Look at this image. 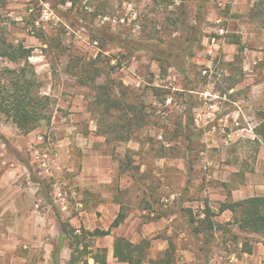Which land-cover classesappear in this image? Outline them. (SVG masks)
I'll use <instances>...</instances> for the list:
<instances>
[{
  "label": "rangeland",
  "instance_id": "1",
  "mask_svg": "<svg viewBox=\"0 0 264 264\" xmlns=\"http://www.w3.org/2000/svg\"><path fill=\"white\" fill-rule=\"evenodd\" d=\"M3 43L30 49L51 118L0 112V264L85 263L120 210L141 264H237L256 238L221 207L264 193V0H0ZM22 67L0 57V92Z\"/></svg>",
  "mask_w": 264,
  "mask_h": 264
},
{
  "label": "trees",
  "instance_id": "2",
  "mask_svg": "<svg viewBox=\"0 0 264 264\" xmlns=\"http://www.w3.org/2000/svg\"><path fill=\"white\" fill-rule=\"evenodd\" d=\"M235 44H238V42H235ZM30 52V49H25L22 46H10L4 43L0 46V57H6L13 62H23V67L19 70L21 77H18L15 81H11L10 86H8L9 88L0 92V112L10 118L16 127L25 134L36 129L41 121H48L51 118V110L49 109L51 99L48 96L40 94L39 84L35 77H25V67L30 57ZM168 56L171 55L168 54ZM172 65L174 64L172 63ZM78 68L80 81L83 84H88L94 91L93 106L95 108L103 107L102 114H106L108 117L111 116L113 110L122 109L123 103L112 96L110 87L96 85L98 71L92 62L79 64ZM181 72L184 73L183 70ZM133 121L134 118L127 117V119H124L123 124H114L109 127V130L112 133H115L117 131L116 129H125L127 131L131 126L129 122L132 123ZM261 133H264V126H262ZM224 210H228L233 214L234 223L238 225L240 231L257 234L264 239V193L259 196L248 197L240 201L224 204L221 207V211ZM124 217L125 215L120 210L107 230L95 229L92 232H88V234L98 237L107 236L110 234L112 228H116L121 224ZM59 229L60 239L72 238L73 230L68 225L60 223ZM147 245V242L133 244L123 237H117L113 243L114 258L118 262L126 264H141ZM59 250L60 247H57L54 256H57ZM250 251L249 248L243 249V252L246 253ZM165 256L167 258L166 261L159 260L151 263L170 264L169 261L172 257V251L167 249ZM91 258L96 263L105 264V249L97 250L96 253L91 254ZM54 262L56 264V260Z\"/></svg>",
  "mask_w": 264,
  "mask_h": 264
},
{
  "label": "crops",
  "instance_id": "3",
  "mask_svg": "<svg viewBox=\"0 0 264 264\" xmlns=\"http://www.w3.org/2000/svg\"><path fill=\"white\" fill-rule=\"evenodd\" d=\"M253 196L254 195L251 194V197H253ZM70 222H71L72 226H75L73 221H70ZM129 222H131V215H127V216L125 215V217L123 218V221L121 222V224L118 227L112 228L113 230L112 229H111L112 231L110 230L109 235L102 236V238H100L101 240H100V244H99L98 248L99 249H105V253H106L105 264H126L123 262H118L114 258L113 243H114L115 238L123 237L126 240H128L129 242H131L133 244H137V243H134V242H136V240H132L130 238V236L132 235L131 233L123 231L125 225ZM249 236H253L256 238L252 241L251 246L248 247L251 251L248 253L243 252V250L240 251L241 252V258L236 260L237 264H264V239L261 236L256 235V234H251ZM98 248H97V250H99ZM97 250L95 252L88 251L86 253L87 256L84 258L86 260V262L82 263V264H99V263H96L91 258V254L96 253ZM70 256L71 255L68 254L66 257V260H69Z\"/></svg>",
  "mask_w": 264,
  "mask_h": 264
}]
</instances>
